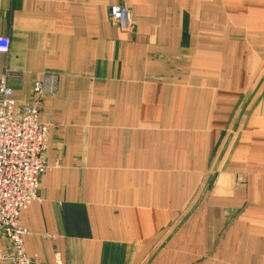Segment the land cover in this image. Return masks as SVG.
<instances>
[{"label":"crops","instance_id":"1","mask_svg":"<svg viewBox=\"0 0 264 264\" xmlns=\"http://www.w3.org/2000/svg\"><path fill=\"white\" fill-rule=\"evenodd\" d=\"M0 35V80L51 127L29 258L264 264V0H0Z\"/></svg>","mask_w":264,"mask_h":264},{"label":"built area","instance_id":"2","mask_svg":"<svg viewBox=\"0 0 264 264\" xmlns=\"http://www.w3.org/2000/svg\"><path fill=\"white\" fill-rule=\"evenodd\" d=\"M109 18L121 32H132L134 23L126 5L112 6ZM9 49L10 38L0 35V54ZM33 90L41 98L53 92V87L46 77L35 80ZM0 92V236L10 245L8 251H0V262L38 264L25 253L24 239L29 231L20 225V215L42 200L40 180L51 169L44 161L51 127L40 122L36 104L18 106L3 78Z\"/></svg>","mask_w":264,"mask_h":264},{"label":"water","instance_id":"3","mask_svg":"<svg viewBox=\"0 0 264 264\" xmlns=\"http://www.w3.org/2000/svg\"><path fill=\"white\" fill-rule=\"evenodd\" d=\"M118 31H120V29L119 28H116ZM216 170H217V168H215V170H214V173L216 172ZM214 176V175H213Z\"/></svg>","mask_w":264,"mask_h":264}]
</instances>
